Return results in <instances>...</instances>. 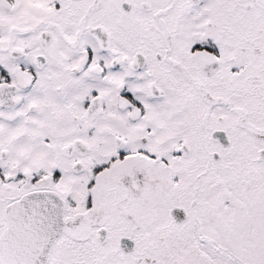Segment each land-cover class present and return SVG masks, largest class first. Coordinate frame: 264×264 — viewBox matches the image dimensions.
<instances>
[{"label":"snow or ice","instance_id":"snow-or-ice-1","mask_svg":"<svg viewBox=\"0 0 264 264\" xmlns=\"http://www.w3.org/2000/svg\"><path fill=\"white\" fill-rule=\"evenodd\" d=\"M0 264H264V0H0Z\"/></svg>","mask_w":264,"mask_h":264}]
</instances>
